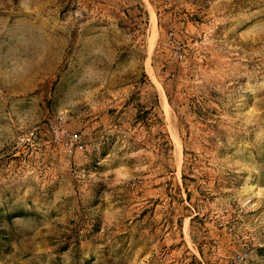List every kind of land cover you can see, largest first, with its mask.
<instances>
[{
    "label": "rangeland",
    "instance_id": "374dc122",
    "mask_svg": "<svg viewBox=\"0 0 264 264\" xmlns=\"http://www.w3.org/2000/svg\"><path fill=\"white\" fill-rule=\"evenodd\" d=\"M0 264H264V0H0Z\"/></svg>",
    "mask_w": 264,
    "mask_h": 264
}]
</instances>
